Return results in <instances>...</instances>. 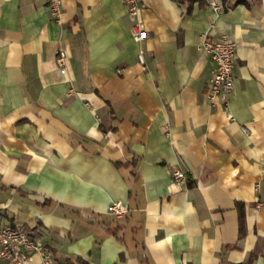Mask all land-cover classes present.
Wrapping results in <instances>:
<instances>
[{
    "label": "crops",
    "instance_id": "obj_1",
    "mask_svg": "<svg viewBox=\"0 0 264 264\" xmlns=\"http://www.w3.org/2000/svg\"><path fill=\"white\" fill-rule=\"evenodd\" d=\"M213 1L142 0L139 42L123 0H0V224L66 264H264V0ZM206 32L238 44L228 108Z\"/></svg>",
    "mask_w": 264,
    "mask_h": 264
},
{
    "label": "built area",
    "instance_id": "obj_2",
    "mask_svg": "<svg viewBox=\"0 0 264 264\" xmlns=\"http://www.w3.org/2000/svg\"><path fill=\"white\" fill-rule=\"evenodd\" d=\"M128 14L134 19L133 36L136 41L147 38V31L141 18L142 0H123ZM211 6L216 11H223L224 5L213 1ZM47 8L53 20L60 24L63 15V0H48ZM202 48L209 55L213 65V72L207 81V98L214 102L219 100L228 108L229 99L234 90L235 60L238 44L227 33L213 37L210 32L204 33ZM67 53L59 49L56 54V63L63 74L66 73ZM173 181L182 183L186 174L176 170L172 174ZM129 207L122 201H113L108 207V213L116 217H124ZM40 254L43 264H66L55 259L52 248L26 227L14 224H0V264H29L34 254Z\"/></svg>",
    "mask_w": 264,
    "mask_h": 264
},
{
    "label": "trees",
    "instance_id": "obj_3",
    "mask_svg": "<svg viewBox=\"0 0 264 264\" xmlns=\"http://www.w3.org/2000/svg\"><path fill=\"white\" fill-rule=\"evenodd\" d=\"M178 1L184 6H186V13L189 14L193 10L194 5L196 3L203 5L206 3L207 0H178ZM222 2L225 5V10L231 7L229 0H222ZM100 127L103 131L105 132L107 131V128L103 124H101ZM116 165L121 166V162H117ZM240 224H241V230L243 232V229H244V215L243 214L240 215ZM33 235L37 237L36 234H33ZM77 264H87V263L84 262L82 259H79Z\"/></svg>",
    "mask_w": 264,
    "mask_h": 264
}]
</instances>
